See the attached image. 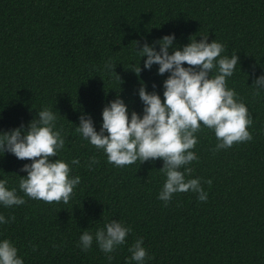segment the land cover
<instances>
[{
	"label": "trees",
	"instance_id": "1",
	"mask_svg": "<svg viewBox=\"0 0 264 264\" xmlns=\"http://www.w3.org/2000/svg\"><path fill=\"white\" fill-rule=\"evenodd\" d=\"M172 34L169 54L208 36L223 45L221 57L238 56L226 87L247 107L252 139L214 151L215 133L201 125L191 150L198 159L185 166L193 170L185 179H199L207 200L188 191L165 206L158 199L162 159L116 167L76 128L85 115L99 132L103 109L118 97L129 119L132 112L142 118V85L163 102L170 73L159 75L156 64L145 69L138 51L147 43L159 52L157 42ZM260 76L264 0H0V134L27 129L51 110L53 130L65 141L51 160L80 178L67 204L34 200L19 188L27 176L21 169L32 161L0 152V180L25 200L0 204L9 221L0 223V242L10 241L24 264H137L129 248L141 238L143 264H264V87L253 85ZM113 220L131 231L105 254L95 233ZM85 231L93 235L88 251L80 246Z\"/></svg>",
	"mask_w": 264,
	"mask_h": 264
},
{
	"label": "clouds",
	"instance_id": "2",
	"mask_svg": "<svg viewBox=\"0 0 264 264\" xmlns=\"http://www.w3.org/2000/svg\"><path fill=\"white\" fill-rule=\"evenodd\" d=\"M174 40V34L166 35L157 42L159 52L147 43L138 51L141 57H147L145 69L150 70L156 64L159 65V75L170 73L163 84V102L157 93H148L142 85L139 89V97L144 104L142 118L132 112L129 119L127 106L118 97L103 109L99 132L94 128L91 117L85 115H81L76 128L92 146L104 150L108 163L116 167L162 159L164 165L160 171L166 180L158 199L164 201L165 206L174 193L192 191L199 194V201L207 200L199 179H185L186 174L191 175L193 171L185 166L198 159L191 150L197 144L194 134L201 130V125L214 131L218 141L214 151L252 139L247 130L252 124L248 109L237 102L234 90L226 87V78L233 75L238 56L221 57L223 45L215 40L209 43L208 36H202L199 42L191 38L182 50L169 54ZM185 64L188 67H184ZM107 67L112 68V65ZM214 69H217V74L213 76ZM133 71L139 76L140 66ZM253 85L257 89L264 87V76L257 78ZM37 116L27 129L21 125L0 134V152L12 153L19 160L32 161L21 169L27 172V176L21 177L19 188L26 196L49 204L61 201L67 204L80 178L70 179L69 165L59 159L51 160L65 145L61 132L53 130L55 114L44 109ZM72 163L78 165L79 160L74 159ZM92 163H97L95 157ZM207 183L211 185L212 182L208 180ZM6 184L7 180H0V204L6 207L24 204L25 200L17 196L16 189L8 190ZM8 222L0 215V223ZM130 231V228L113 220L96 231L95 240L101 251L112 253L125 243ZM92 243L93 235L85 231L80 237V246L88 251ZM142 244L141 238L129 248L131 260L137 264H143L148 255ZM108 259L113 257L109 255ZM0 264H24L17 256V249L6 239L0 242Z\"/></svg>",
	"mask_w": 264,
	"mask_h": 264
}]
</instances>
